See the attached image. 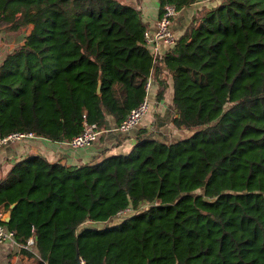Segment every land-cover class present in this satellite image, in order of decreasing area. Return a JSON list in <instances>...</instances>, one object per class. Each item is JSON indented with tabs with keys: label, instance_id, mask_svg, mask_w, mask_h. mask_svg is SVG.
<instances>
[{
	"label": "trees",
	"instance_id": "obj_1",
	"mask_svg": "<svg viewBox=\"0 0 264 264\" xmlns=\"http://www.w3.org/2000/svg\"><path fill=\"white\" fill-rule=\"evenodd\" d=\"M166 1L194 0H158L159 12ZM0 23L28 26L0 62V136L63 140L107 113L117 123L150 69L162 95L161 65L171 122L189 130H138L128 151L80 164L15 160L0 210L18 242L33 236L38 264H264V0L201 6L154 60L140 9L122 0H0Z\"/></svg>",
	"mask_w": 264,
	"mask_h": 264
},
{
	"label": "crops",
	"instance_id": "obj_2",
	"mask_svg": "<svg viewBox=\"0 0 264 264\" xmlns=\"http://www.w3.org/2000/svg\"><path fill=\"white\" fill-rule=\"evenodd\" d=\"M140 9V15L150 31L155 29L159 14L158 0H122ZM220 0H194L190 4L178 9L172 20V30L178 36L192 14L203 5H213ZM28 26L20 30L7 29L0 23V62L5 54L19 44ZM160 52H164L169 45L160 44ZM158 79H161L165 87L162 95L157 96L159 81L153 75L152 88L149 94L150 106L140 123L128 132L115 128L116 121L111 114H106L105 123L97 140L90 145L72 147L61 140H54L42 135L24 136L0 143V177L11 167L12 163L24 157L30 152H37L49 161L59 160L65 165L80 164L100 159L110 153L128 151L135 140L136 133L141 130L143 134L160 140L170 141L189 134L186 128H176L171 122L175 114L172 103L173 79L168 69L161 65ZM4 218L8 211H3ZM89 221H85L87 223ZM26 248V249H24ZM30 250L29 253L28 251ZM35 248L23 247L15 238L0 242V264H38Z\"/></svg>",
	"mask_w": 264,
	"mask_h": 264
},
{
	"label": "built area",
	"instance_id": "obj_3",
	"mask_svg": "<svg viewBox=\"0 0 264 264\" xmlns=\"http://www.w3.org/2000/svg\"><path fill=\"white\" fill-rule=\"evenodd\" d=\"M177 11L178 9L176 8L174 3L167 1L164 2L156 20L155 29L150 31L146 28L143 31L144 43L149 49V52L152 54L153 60L156 57L161 56L163 53L160 52L159 46L161 43H166L171 46L176 40L177 35L172 30L171 25L173 17ZM152 82L153 76L152 71L150 69V72L146 76L143 83V98L138 101L135 105H133L128 110L126 115L119 122L116 123L115 128L117 130L128 132L140 123V120L148 111L150 106L149 94L152 88ZM101 131V126H98L94 122H87L84 120L82 129L80 131L61 141L67 143L72 147L90 145L98 139ZM34 135L35 134L32 131H11L0 136V143H5L9 140L22 138L24 136ZM5 221L6 220L4 218L3 212L0 211V242L14 238V230L9 228L5 224ZM33 242V236L30 235L27 237L25 243H21V245L23 247H31L33 245ZM79 263L84 264V259L82 257L79 258Z\"/></svg>",
	"mask_w": 264,
	"mask_h": 264
},
{
	"label": "rangeland",
	"instance_id": "obj_4",
	"mask_svg": "<svg viewBox=\"0 0 264 264\" xmlns=\"http://www.w3.org/2000/svg\"><path fill=\"white\" fill-rule=\"evenodd\" d=\"M201 188H198L196 190H200ZM148 203L144 202L141 204V206H145ZM133 208H131L129 205L124 206L115 216H113L112 218H110V220L108 222H113V221H117L120 218H122L123 216L129 214L130 212H132ZM88 224H92V225H102L104 224V222H97V221H89L87 222Z\"/></svg>",
	"mask_w": 264,
	"mask_h": 264
},
{
	"label": "water",
	"instance_id": "obj_5",
	"mask_svg": "<svg viewBox=\"0 0 264 264\" xmlns=\"http://www.w3.org/2000/svg\"><path fill=\"white\" fill-rule=\"evenodd\" d=\"M12 205V204H11ZM9 219V213L7 214V216L5 217V220L7 221Z\"/></svg>",
	"mask_w": 264,
	"mask_h": 264
}]
</instances>
